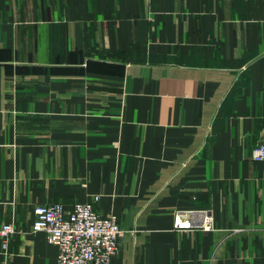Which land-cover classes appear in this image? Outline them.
Here are the masks:
<instances>
[{
    "label": "crops",
    "instance_id": "0c3cea01",
    "mask_svg": "<svg viewBox=\"0 0 264 264\" xmlns=\"http://www.w3.org/2000/svg\"><path fill=\"white\" fill-rule=\"evenodd\" d=\"M261 144L264 0H0V264H57L36 205L95 195L110 264H264Z\"/></svg>",
    "mask_w": 264,
    "mask_h": 264
},
{
    "label": "built area",
    "instance_id": "2783aa9c",
    "mask_svg": "<svg viewBox=\"0 0 264 264\" xmlns=\"http://www.w3.org/2000/svg\"><path fill=\"white\" fill-rule=\"evenodd\" d=\"M254 159L264 160V144L257 147ZM100 199L74 204L66 210L61 203L38 204L31 232H45L47 240L58 246L57 264H110L120 247L122 229L114 214L99 215L94 202ZM178 229L196 228L215 230V219L210 209L180 210L175 214ZM17 231L13 223H0L2 249L8 254L10 239Z\"/></svg>",
    "mask_w": 264,
    "mask_h": 264
}]
</instances>
